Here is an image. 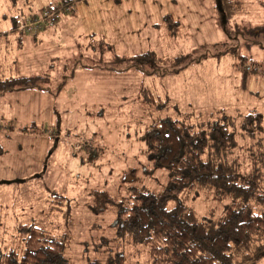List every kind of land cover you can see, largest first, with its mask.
<instances>
[{"label": "rangeland", "instance_id": "1", "mask_svg": "<svg viewBox=\"0 0 264 264\" xmlns=\"http://www.w3.org/2000/svg\"><path fill=\"white\" fill-rule=\"evenodd\" d=\"M53 1L59 7L62 0H0V37L8 44L4 52L1 43V72H44L48 90L0 98V127L13 128L0 135V249L20 251L16 227L32 224L65 238L70 264H106L122 247L126 264H148L144 249L115 240L111 203L129 183L151 192L167 186V173L153 170L143 153L147 126L189 118L201 127L227 117L237 127L260 115L262 131L237 143L242 156L264 158V75L243 78L232 56L222 55L237 48L264 71V36L243 35L264 24V0H228L240 12L230 28L217 0H70L55 24L41 28L46 37L32 32L37 46L14 43L15 15L39 16ZM141 54L151 62L128 72ZM147 90L161 108L147 101ZM188 206L198 218L217 207L204 197Z\"/></svg>", "mask_w": 264, "mask_h": 264}, {"label": "trees", "instance_id": "2", "mask_svg": "<svg viewBox=\"0 0 264 264\" xmlns=\"http://www.w3.org/2000/svg\"><path fill=\"white\" fill-rule=\"evenodd\" d=\"M217 1L223 25L230 28L240 12L231 9L232 1ZM54 2L45 8L52 9ZM71 4L70 0H62L56 12L66 11ZM34 13L15 15L8 35L16 40L32 36L23 27L36 17ZM243 35L264 36V24L249 28ZM4 46L8 50L7 42ZM239 51L230 49L222 55L232 56L243 78L264 75L258 62L248 63ZM132 62L128 72H138L151 61L141 54ZM3 73L0 68V98L30 90L48 91L40 75L13 78ZM147 91V101L161 108L163 104ZM262 128V117L252 114L237 127L227 117L201 127L189 118L160 120L147 126L140 137L143 153L153 170L167 173V186L151 192L129 183L123 197L112 199L115 240L121 247L128 243L144 249L148 264H259L264 259V158L251 152L242 156L237 138L249 142ZM201 197L217 207L208 216L198 218L188 202ZM15 232L22 249H0V264H70L64 258L63 236L32 224L18 225ZM122 248L110 255L106 264H126L128 257Z\"/></svg>", "mask_w": 264, "mask_h": 264}, {"label": "built area", "instance_id": "3", "mask_svg": "<svg viewBox=\"0 0 264 264\" xmlns=\"http://www.w3.org/2000/svg\"><path fill=\"white\" fill-rule=\"evenodd\" d=\"M57 7L52 9H44L39 16L33 18V20L28 21L24 25V30L27 34L32 35V32L41 31L42 27H47L48 25H53L59 19L58 12H56ZM48 24V25H47Z\"/></svg>", "mask_w": 264, "mask_h": 264}, {"label": "crops", "instance_id": "4", "mask_svg": "<svg viewBox=\"0 0 264 264\" xmlns=\"http://www.w3.org/2000/svg\"><path fill=\"white\" fill-rule=\"evenodd\" d=\"M44 29V28H43ZM43 29L41 30V36L43 37H46L47 35H48V33H46L47 31H44V33H42V31H43ZM47 30V29H46ZM37 32H35V34H36ZM38 34V33H37ZM11 38V37H10ZM10 38H9V40H10ZM20 39H18V40H16V39H13V42L14 43H19V42H22L23 44H24V46H27V47H29V46H37L38 44H39V41H38V43H34V42H32V38L31 37H29L28 35H25V36H23V37H19ZM3 39V40H2ZM34 39H37V37L36 38H34ZM33 39V40H34ZM5 39L3 38V37H0V55L2 54V52H1V48H2V45H1V43H6V41H4ZM9 40H8V42H9ZM9 43H11V42H9ZM5 49H6V47H4V52H5ZM8 50L6 49V52H7ZM4 54V53H3ZM11 65H13L12 67H13V69H14V63H11ZM13 69H10L9 70V74H11L12 73V71H13ZM44 75V72H42V73H39V74H33V75H27V76H21V77H30V78H33V77H36V76H38V75ZM35 94H38L39 96H45V93H35ZM40 98V97H39ZM41 100V99H40ZM41 102H42V100H41ZM13 131V128H12V126H7L5 129H3L2 127H0V135L1 134H3V135H9L11 132Z\"/></svg>", "mask_w": 264, "mask_h": 264}]
</instances>
